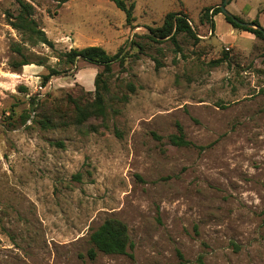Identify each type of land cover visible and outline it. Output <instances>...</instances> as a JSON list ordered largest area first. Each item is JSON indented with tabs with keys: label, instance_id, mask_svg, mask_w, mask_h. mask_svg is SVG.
I'll return each mask as SVG.
<instances>
[{
	"label": "rangeland",
	"instance_id": "1",
	"mask_svg": "<svg viewBox=\"0 0 264 264\" xmlns=\"http://www.w3.org/2000/svg\"><path fill=\"white\" fill-rule=\"evenodd\" d=\"M25 1L53 48L12 29L17 0H0V264H264V41L222 14L212 29L202 10L222 0H133L132 27L109 0ZM233 2L264 29V0ZM170 12L197 39L150 41ZM86 46L125 59L102 75L106 120L76 125L72 101L93 100L103 68L58 54ZM49 68L65 72L43 86ZM177 124L196 147L169 144ZM106 218L132 257L88 258Z\"/></svg>",
	"mask_w": 264,
	"mask_h": 264
},
{
	"label": "trees",
	"instance_id": "2",
	"mask_svg": "<svg viewBox=\"0 0 264 264\" xmlns=\"http://www.w3.org/2000/svg\"><path fill=\"white\" fill-rule=\"evenodd\" d=\"M58 4L67 2L68 0H55ZM114 5L121 10L125 15V23L132 27L134 22V9L135 2L133 0H109ZM232 0H230L231 2ZM229 2V3H230ZM18 12L14 15L9 12L6 13V18L8 25L20 33L26 38L27 41L32 46H35L37 43L47 45L50 48H53V44L44 32L39 28L38 24L33 18V6L26 2L25 0H17ZM264 12V8L261 10ZM222 14L219 6L204 8L202 10V17L206 20H210L211 28L213 25L211 18L214 15ZM224 20L234 29L247 32L252 34L255 38L261 39L264 41V29L257 21L254 19L249 23L255 25L257 28L253 27H244L237 24L231 18L222 14ZM238 21L243 22L239 17L233 15ZM179 34H185L192 39H197V35L194 29L189 25L188 17L180 12H170L167 13L164 17L163 23L161 26L156 28H148L147 38L154 43H161L163 41H172L176 43V37ZM137 48L142 51V47L137 44ZM15 51L19 54L21 53V48L16 47ZM59 61H63L68 65H75L77 61H82L90 65L97 67H102V74L97 73L94 79V97L93 100L81 103L79 101H72L73 113H74V122L76 125H83L85 122L90 119H100L104 122L107 118V101L106 97L109 93L108 85L106 81L102 79L103 73L106 75L110 72L111 66L114 63L122 64L124 61V56L121 55V50L113 55H109L106 51L100 46H86L83 48H72L69 51L58 54ZM32 64L27 62V60H21L20 62H13L12 69L14 71L20 69L22 66ZM37 64H40L39 62ZM65 71H57L53 68H49L46 75L42 76V85H46L49 80L58 76ZM44 128L51 127V121L46 118L42 121ZM89 128L95 132L97 131V126L90 125ZM115 134H119L116 130ZM153 137L156 140H161L162 138L153 134ZM169 144L176 147H196L192 142L188 141L184 135L182 127L176 125V133L171 134L167 137ZM203 149V147H198ZM262 223L264 225V212ZM89 242L91 248L87 251L88 258L90 260L95 259L98 253L105 255H125L132 257L131 251L133 249V243L130 239L128 228L125 223L118 219L106 218L89 236ZM198 264H202L201 257L197 260ZM173 264H186L183 256L178 254V262Z\"/></svg>",
	"mask_w": 264,
	"mask_h": 264
},
{
	"label": "water",
	"instance_id": "3",
	"mask_svg": "<svg viewBox=\"0 0 264 264\" xmlns=\"http://www.w3.org/2000/svg\"><path fill=\"white\" fill-rule=\"evenodd\" d=\"M230 0H222L221 4L219 5L222 14L226 15L227 17L231 18L233 21H235L237 24H239L240 26H244V27H253V28H257L255 25L251 24V23H245V22H240L238 21L233 14H231L230 12H228L226 10V6L229 4ZM264 35V33H263Z\"/></svg>",
	"mask_w": 264,
	"mask_h": 264
},
{
	"label": "crops",
	"instance_id": "4",
	"mask_svg": "<svg viewBox=\"0 0 264 264\" xmlns=\"http://www.w3.org/2000/svg\"><path fill=\"white\" fill-rule=\"evenodd\" d=\"M233 3H234V8H237V0H236V2H233ZM223 19H224V17H223Z\"/></svg>",
	"mask_w": 264,
	"mask_h": 264
}]
</instances>
